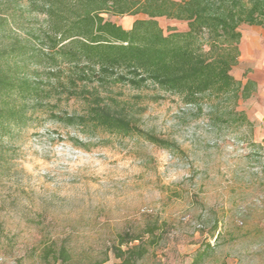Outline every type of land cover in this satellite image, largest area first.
<instances>
[{"label": "rangeland", "instance_id": "1", "mask_svg": "<svg viewBox=\"0 0 264 264\" xmlns=\"http://www.w3.org/2000/svg\"><path fill=\"white\" fill-rule=\"evenodd\" d=\"M7 17L0 50L13 40L38 47L33 36L43 19L27 0H0V18ZM109 19L128 29L135 17ZM38 71L43 108H28L23 123L0 131V264H44L46 247H63L64 264H114L111 248L124 233L144 240L137 264H264L263 68L244 56L231 72L256 83L236 105L244 125L226 99L185 104L150 87L97 79L67 90L65 67L50 78ZM96 96L136 129L123 135L61 121L87 115Z\"/></svg>", "mask_w": 264, "mask_h": 264}, {"label": "trees", "instance_id": "2", "mask_svg": "<svg viewBox=\"0 0 264 264\" xmlns=\"http://www.w3.org/2000/svg\"><path fill=\"white\" fill-rule=\"evenodd\" d=\"M27 6L42 16L43 28L33 36L38 47L13 40L0 50V131L11 123H23L28 108L33 113L43 108L45 90L38 69L50 78L61 67L67 71V90L97 79L137 90L150 87L185 104L226 99L232 101L233 120L249 124L236 105L250 98L256 83L249 79L243 83L231 72L239 64L242 26L264 27V0H27ZM124 16L135 17L128 29L109 19ZM8 19L0 18V33L9 27ZM160 19L184 23L186 29L167 26L164 31ZM29 67L33 72H26ZM15 98L21 103L15 104ZM88 107L87 115L61 121L91 122L123 135L136 129L123 114L101 104L98 96ZM142 135L160 147L169 145ZM118 239L119 246L111 248L114 264H137L146 255L141 238L124 233ZM135 241L140 242L130 246ZM69 259L63 247H46L40 253L44 264Z\"/></svg>", "mask_w": 264, "mask_h": 264}, {"label": "crops", "instance_id": "3", "mask_svg": "<svg viewBox=\"0 0 264 264\" xmlns=\"http://www.w3.org/2000/svg\"><path fill=\"white\" fill-rule=\"evenodd\" d=\"M241 34L239 63L244 56H247L257 67L264 69V27L243 25Z\"/></svg>", "mask_w": 264, "mask_h": 264}]
</instances>
